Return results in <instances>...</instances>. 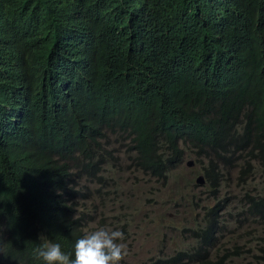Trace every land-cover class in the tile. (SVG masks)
<instances>
[{"label": "clouds", "instance_id": "obj_1", "mask_svg": "<svg viewBox=\"0 0 264 264\" xmlns=\"http://www.w3.org/2000/svg\"><path fill=\"white\" fill-rule=\"evenodd\" d=\"M87 2L103 64L61 3L17 28L51 51L36 95L0 88V264H264V0ZM162 189L203 218L134 223Z\"/></svg>", "mask_w": 264, "mask_h": 264}, {"label": "trees", "instance_id": "obj_2", "mask_svg": "<svg viewBox=\"0 0 264 264\" xmlns=\"http://www.w3.org/2000/svg\"><path fill=\"white\" fill-rule=\"evenodd\" d=\"M54 1L61 3L69 9L77 11L80 30H84V42L88 44L95 42L98 47L88 57L94 64H103L106 56L105 47L101 38L88 33L92 27V12L88 9L87 0H0V88L4 85H24L26 89L35 94L40 88L44 78V63L51 51V46L46 44H29L21 30L17 31L20 23L24 20L26 13L31 11L38 3ZM139 0H132L137 2ZM188 9H194L193 0H186ZM264 7H247L244 9L248 15L262 12ZM176 23L174 25H179ZM87 33H86V32ZM73 55L87 52V48L78 51H67ZM107 90H109L107 88ZM36 95V94H35ZM255 141V140H254ZM144 143L139 145L138 152L143 155ZM263 153L264 151L261 150ZM132 159V157L130 156ZM260 263L262 257L257 256Z\"/></svg>", "mask_w": 264, "mask_h": 264}, {"label": "rangeland", "instance_id": "obj_3", "mask_svg": "<svg viewBox=\"0 0 264 264\" xmlns=\"http://www.w3.org/2000/svg\"><path fill=\"white\" fill-rule=\"evenodd\" d=\"M195 170V165L192 166L189 171L184 174L182 176V186L185 187L187 184V181L190 179V174ZM199 178V177H198ZM230 184L232 185V189L235 190V182L234 180H231ZM139 186H137L138 188ZM122 188L124 190L125 193H127V191L130 189L129 183H128V177L125 176L124 179L122 180ZM139 190H143V189H139ZM209 190V186L204 183L201 186H198L196 189L194 190H189V191H185L184 193H186L188 200L190 201H194L195 203H199L200 205H202L203 203L198 202L199 198L201 197V193L202 192H207ZM171 192V196L169 197V201H172L171 203V207H165V208H161L160 205H157L158 203H161L162 201H166L167 199H162L163 197H165L168 194L167 190H161V192L158 193V195L156 196L155 194H151L149 193L147 190L143 191L141 193V198L145 201L143 204H141L140 206H138L136 204V202L131 199L129 202L132 203V205L137 207V210L134 214L133 217V222L134 223H148L151 224V226L154 228L155 227L153 224H156L157 226H159L160 228H166L168 227L169 223L174 222L177 223L178 226L180 228H183V224H181V221L184 220H189L191 221L193 218H198V219H202L204 216L203 214H192L189 210L187 209H182L180 208L179 210L176 209L173 204L179 203L178 201V197L173 195V191ZM237 193V192H236ZM128 195V194H127ZM157 197L158 199H161L160 202H153L151 204V206L149 208H144L145 204H146V200L148 198H154ZM128 199V198H127ZM128 203V200L126 202V205ZM106 215L108 217H112V216H116L115 211L113 212H109L106 210H103ZM156 235V231L152 234V238H154ZM129 262L131 264H140L141 262L138 259H134L133 257H131L129 259Z\"/></svg>", "mask_w": 264, "mask_h": 264}, {"label": "bare ground", "instance_id": "obj_4", "mask_svg": "<svg viewBox=\"0 0 264 264\" xmlns=\"http://www.w3.org/2000/svg\"><path fill=\"white\" fill-rule=\"evenodd\" d=\"M62 91H63V89H62ZM41 218L47 220L48 219V212L43 213Z\"/></svg>", "mask_w": 264, "mask_h": 264}]
</instances>
